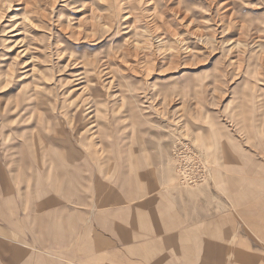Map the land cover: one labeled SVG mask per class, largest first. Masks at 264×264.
<instances>
[{"label": "rangeland", "instance_id": "1", "mask_svg": "<svg viewBox=\"0 0 264 264\" xmlns=\"http://www.w3.org/2000/svg\"><path fill=\"white\" fill-rule=\"evenodd\" d=\"M263 124L264 0H0L5 156L30 136L119 189L162 151L170 183L196 189ZM193 156L209 176L190 187Z\"/></svg>", "mask_w": 264, "mask_h": 264}, {"label": "crops", "instance_id": "2", "mask_svg": "<svg viewBox=\"0 0 264 264\" xmlns=\"http://www.w3.org/2000/svg\"><path fill=\"white\" fill-rule=\"evenodd\" d=\"M257 131L248 149L233 142L232 158L196 189L170 183L162 151H149L135 181L121 178L119 189L81 181L55 153H33L39 140L29 136L28 156L0 152V260L264 264V124ZM69 159L80 160L73 151Z\"/></svg>", "mask_w": 264, "mask_h": 264}, {"label": "built area", "instance_id": "3", "mask_svg": "<svg viewBox=\"0 0 264 264\" xmlns=\"http://www.w3.org/2000/svg\"><path fill=\"white\" fill-rule=\"evenodd\" d=\"M192 158H193L192 167L195 168V170L200 171V176L196 178L189 176L186 173H182V175L180 176V180L181 183L184 185L195 187L197 185L204 184L205 182H207V176H209V170L198 158H196V156H193Z\"/></svg>", "mask_w": 264, "mask_h": 264}, {"label": "bare ground", "instance_id": "4", "mask_svg": "<svg viewBox=\"0 0 264 264\" xmlns=\"http://www.w3.org/2000/svg\"><path fill=\"white\" fill-rule=\"evenodd\" d=\"M11 4V3H10ZM5 5H6V3H5ZM7 6V5H6ZM9 12V11H8ZM15 23H13V25H14ZM52 39V38H51ZM61 68V67H60ZM13 74V73H12ZM84 76V75H83ZM84 79H85V77H84ZM5 80V79H4ZM86 85V84H85ZM74 89V88H73Z\"/></svg>", "mask_w": 264, "mask_h": 264}]
</instances>
